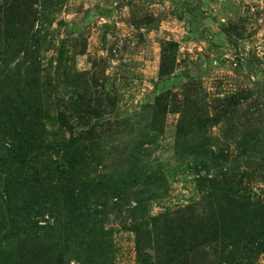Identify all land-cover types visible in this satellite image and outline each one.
<instances>
[{
  "label": "rangeland",
  "instance_id": "1",
  "mask_svg": "<svg viewBox=\"0 0 264 264\" xmlns=\"http://www.w3.org/2000/svg\"><path fill=\"white\" fill-rule=\"evenodd\" d=\"M0 264H264V0H0Z\"/></svg>",
  "mask_w": 264,
  "mask_h": 264
}]
</instances>
